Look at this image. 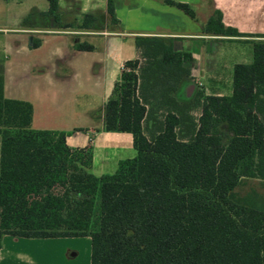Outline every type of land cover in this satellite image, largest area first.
<instances>
[{"label": "trees", "instance_id": "trees-1", "mask_svg": "<svg viewBox=\"0 0 264 264\" xmlns=\"http://www.w3.org/2000/svg\"><path fill=\"white\" fill-rule=\"evenodd\" d=\"M48 2L23 23L105 26L91 13L62 23L59 0ZM163 2L199 21L194 5ZM107 15L119 25L113 0ZM202 30L246 36L226 26L220 10ZM174 41L135 37L140 58L125 62L104 129L131 133L136 155L100 176L90 147L71 148L68 133L33 128L32 103L7 98L0 77V249L5 235L88 236L90 264H264V35L252 41V62L234 66L231 95L199 90L188 102L175 94L193 57Z\"/></svg>", "mask_w": 264, "mask_h": 264}, {"label": "crops", "instance_id": "crops-1", "mask_svg": "<svg viewBox=\"0 0 264 264\" xmlns=\"http://www.w3.org/2000/svg\"><path fill=\"white\" fill-rule=\"evenodd\" d=\"M177 1L194 5L199 21L163 0H113L120 22L114 25L107 15L108 0H59L62 23L72 22V19L80 21L83 14L89 13L105 17L104 28L81 31L46 27L45 19H39L35 25L23 23L31 13L48 10V7L35 8L18 26L4 31L14 38L12 45L5 46L10 55L0 59L5 96L32 103L33 128L68 133L67 143L71 148L90 146L93 169L97 162L96 142L78 144L72 140L76 136L74 131L84 127L87 134L95 133V127L100 126L108 133H128L104 129L105 104L121 77L125 62L140 58L135 42L137 35L175 38L181 43L180 50L192 54L193 61L186 63L191 74L181 81L175 94L179 101L194 100L199 90L206 95H231L234 66L246 63L241 62L244 57L248 63L252 62V41L264 35V0ZM214 10L222 12L226 26L246 36L229 38L205 34L202 24ZM50 23L53 24L52 19ZM56 38L62 42L51 41ZM34 39L40 41L38 47H33ZM79 42H86L93 49L77 50ZM104 148L115 152L112 157L106 153L101 158L100 169H112L102 174L115 172L120 160L136 155L134 146L135 155L126 158L120 155L127 149L129 153L131 148L127 146ZM80 242L86 247L87 257L81 264H90L91 239L88 236L25 238L5 235L0 264H80Z\"/></svg>", "mask_w": 264, "mask_h": 264}, {"label": "rangeland", "instance_id": "rangeland-1", "mask_svg": "<svg viewBox=\"0 0 264 264\" xmlns=\"http://www.w3.org/2000/svg\"><path fill=\"white\" fill-rule=\"evenodd\" d=\"M49 8V4L47 0H0V59H4V57L9 56L6 53L5 46L12 45L14 43L13 34L11 33H4V31L10 30L14 28L15 26H18L19 23L32 11L35 10V8ZM73 21V19H72ZM53 24L49 23L47 27H58V24L55 22L54 19H52ZM62 22V19H61ZM53 43H61V39H52ZM89 41V40H88ZM90 42V41H89ZM248 47V46H247ZM251 60L253 58V48L251 50ZM12 57V55H11ZM243 58V57H242ZM247 57H244L245 61L241 59V62L248 63ZM250 60V61H251ZM200 109L197 108L194 110V115H199ZM97 116V113H96ZM76 136L72 138V140L76 141L78 144H81L82 141L85 142V145L90 144H96L97 151H96V167L92 169V172L96 175H100L104 172H112V169H100L99 163L102 157L105 156L106 153H110V156L112 157L115 152L114 149H105L104 147H114V146H127L131 148L127 150H123L124 153H122L123 158L130 157L135 155V150L132 146V134L131 133H108L104 132V130L100 126L95 127V133L91 132L89 134L86 133L85 128L83 129H76L75 131ZM102 133H104L102 135ZM101 134V135H99ZM99 135V136H98ZM69 136V135H68ZM98 136V137H97ZM97 138V140H96ZM82 146V145H81ZM90 147V146H89ZM80 250L81 254L79 257V263H83V261H86V247H84V244L80 242ZM58 263V262H57Z\"/></svg>", "mask_w": 264, "mask_h": 264}, {"label": "water", "instance_id": "water-1", "mask_svg": "<svg viewBox=\"0 0 264 264\" xmlns=\"http://www.w3.org/2000/svg\"><path fill=\"white\" fill-rule=\"evenodd\" d=\"M32 40H33V38L30 37V43H32ZM180 48H181L180 41H174V50H180Z\"/></svg>", "mask_w": 264, "mask_h": 264}]
</instances>
